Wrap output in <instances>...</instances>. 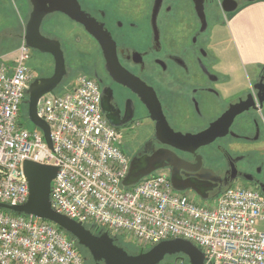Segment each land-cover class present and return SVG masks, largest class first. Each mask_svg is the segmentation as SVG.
Returning <instances> with one entry per match:
<instances>
[{
  "label": "flooded vegetation",
  "instance_id": "af4514ba",
  "mask_svg": "<svg viewBox=\"0 0 264 264\" xmlns=\"http://www.w3.org/2000/svg\"><path fill=\"white\" fill-rule=\"evenodd\" d=\"M11 1L0 0V15L7 17L1 19L0 51H15L24 40L33 9L30 0H21L16 13ZM77 2L92 17V34L62 12L45 14L40 37L31 35L30 45L25 44L29 84L53 74L54 57L41 48L57 42L66 69L62 80L82 72L95 82L105 113L119 133V147L130 160L156 152L174 154L163 171L180 186L196 185L202 196L190 188L182 192L199 202L233 185L251 186L264 195V102H258L264 88L258 84L259 94L254 89V83L264 84V65L248 88L224 92L230 77L217 69L207 32V0ZM214 10L219 24L220 2ZM245 106L231 119L226 115ZM152 115L182 134L221 123L213 140L190 151L168 143L164 125L158 137Z\"/></svg>",
  "mask_w": 264,
  "mask_h": 264
},
{
  "label": "built area",
  "instance_id": "2783aa9c",
  "mask_svg": "<svg viewBox=\"0 0 264 264\" xmlns=\"http://www.w3.org/2000/svg\"><path fill=\"white\" fill-rule=\"evenodd\" d=\"M9 56L8 61L3 58ZM24 40L0 57V203L23 204L29 195L23 162L57 167L50 204L92 231L130 235L138 248L183 238L203 253L204 264H264V195L251 186L226 187L209 203L176 191L159 169L124 187L129 157L101 109L100 90L85 75L70 90L48 92L37 115L43 132L20 121L31 75ZM0 264H84L75 241L55 224L0 207ZM173 264H187L183 259Z\"/></svg>",
  "mask_w": 264,
  "mask_h": 264
},
{
  "label": "water",
  "instance_id": "95a60500",
  "mask_svg": "<svg viewBox=\"0 0 264 264\" xmlns=\"http://www.w3.org/2000/svg\"><path fill=\"white\" fill-rule=\"evenodd\" d=\"M30 2L33 9L26 24V33L24 35V41L26 42L24 43L26 45H30L29 38L31 35L40 37L38 31L40 22L45 14L53 11L66 14L71 19L81 23L86 31L92 34V17L80 8L77 0H30ZM220 5L223 12H231L236 8L237 3L234 0H221ZM96 36L100 39L98 35ZM41 49L52 53L55 61L54 71L51 76L35 78L29 84L25 104L27 105L28 119L34 127L39 128L43 132L46 142L51 146L49 126L37 115V103L42 95L52 92L60 83L66 73V69L64 57L57 42L55 46L47 43V46ZM258 84L263 85V88L264 84L262 81L254 83V89H257L259 94L260 89ZM258 102L263 105L264 97L258 96ZM247 108L245 106L232 113L228 112L226 115L231 119L235 114ZM258 108L254 102V109ZM101 109L107 121L113 124L107 117L102 103ZM226 115L223 117L227 119ZM152 119H156L157 121L156 129L158 137L159 130L164 125L169 137L167 142L180 149L190 151L213 140L218 134L217 130L221 123L217 120L203 131L182 134L180 132H173L159 116L152 115ZM173 155L171 153L156 152L152 155L133 156L129 162L127 174L121 181V185L124 187L131 186L144 176L162 169L168 164L166 160L171 161L174 158ZM23 171L29 188L27 200L23 204L15 206L0 203V207L14 213L32 215L41 220L52 222L73 236L74 240L88 251L93 264H160L167 256L175 254L185 255L188 259L187 264H204L202 251L192 242L183 238L161 240L147 250L135 254L128 253L123 247L116 244V237L108 231L103 230L94 233L81 222L71 219L51 207L50 184L56 175V166L25 160L23 162ZM170 181L176 191L182 192L190 188L202 196L201 190L196 185L180 186L176 183L173 176L170 177ZM202 198L206 199L204 196Z\"/></svg>",
  "mask_w": 264,
  "mask_h": 264
},
{
  "label": "crops",
  "instance_id": "0c3cea01",
  "mask_svg": "<svg viewBox=\"0 0 264 264\" xmlns=\"http://www.w3.org/2000/svg\"><path fill=\"white\" fill-rule=\"evenodd\" d=\"M234 1L236 8L211 30L217 69L230 77L225 93L248 88L264 65V0ZM258 227L264 230V216Z\"/></svg>",
  "mask_w": 264,
  "mask_h": 264
},
{
  "label": "rangeland",
  "instance_id": "374dc122",
  "mask_svg": "<svg viewBox=\"0 0 264 264\" xmlns=\"http://www.w3.org/2000/svg\"><path fill=\"white\" fill-rule=\"evenodd\" d=\"M19 1L21 0H13L11 1V4H12V8L16 10V13H18V9L20 8L19 6ZM220 0H207V14H208V18H207V24H208V29H207V32L210 31L211 33V30H212V23L215 21H217V19L214 18V15H213V11L216 4H219ZM20 10V9H19ZM229 12H223L221 10L220 14H219V19L220 20H225L224 18H226V16H229L228 14ZM4 18H7V17H3L0 15V28L2 26L1 22H3L1 19H4ZM223 18V19H222ZM60 20V19H58ZM66 24V23H65ZM7 52H13L11 49H7V50H4V51H0V57L4 54V53H7ZM11 57L9 56H5L3 58L4 61H8ZM80 75H85L86 74H83L82 72H74L73 74H70L68 75L67 77H65L53 90L54 93H57V94H62L63 92L67 91V90H70L73 85L75 84V79L77 77H79ZM26 100V99H25ZM20 121L23 123V125L31 130L34 128V125L32 124V122L28 119V116H27V107L23 104L21 106V112H20ZM211 201V199L209 201H204V203H209ZM203 203V202H202ZM119 238L121 239V241L123 242V246L127 247L128 249H130L131 251H136V245L132 242V238L130 235H124L123 237L118 235ZM152 245L148 246L145 248V250L149 249ZM89 253H85V257H86V261H85V264H93V261H90L89 260Z\"/></svg>",
  "mask_w": 264,
  "mask_h": 264
},
{
  "label": "trees",
  "instance_id": "16d2710c",
  "mask_svg": "<svg viewBox=\"0 0 264 264\" xmlns=\"http://www.w3.org/2000/svg\"><path fill=\"white\" fill-rule=\"evenodd\" d=\"M24 105L27 107L26 104H24ZM45 221H47V220H45ZM57 228L60 231H62L64 234H66L67 236H69L71 239L74 240L73 236H71L69 233L65 232L64 230H62L58 226H57ZM101 231H103V230H101ZM93 232L94 233H98L99 231H96V232L93 231ZM115 237H116V239H115L116 244H118L119 246L123 247L130 254H135V253H138L140 251H144L145 250V248L143 249V248L136 247L137 248L136 251L133 252L130 249H128L127 247H125V246L122 245L123 242L121 241V239L119 238L118 235H116ZM75 244H76V247H77L78 251L81 253L82 257H85V253H88V251L83 246L79 245L76 241H75ZM88 258H89L90 261H93L90 255H89ZM179 259H183L186 263L188 262V259H187V257L185 255H183V254H175V255L167 256L160 264H173L176 260H179ZM86 260L87 259L84 260V264H85V261Z\"/></svg>",
  "mask_w": 264,
  "mask_h": 264
}]
</instances>
